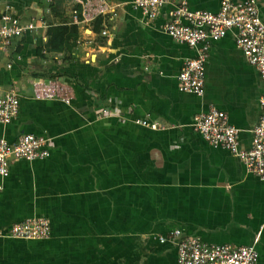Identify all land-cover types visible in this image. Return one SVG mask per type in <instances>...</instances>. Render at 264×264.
<instances>
[{
    "label": "crops",
    "instance_id": "0c3cea01",
    "mask_svg": "<svg viewBox=\"0 0 264 264\" xmlns=\"http://www.w3.org/2000/svg\"><path fill=\"white\" fill-rule=\"evenodd\" d=\"M257 1L264 24V0ZM220 2L188 0V7L215 13ZM114 3L117 18L75 25L53 51L48 36L71 24L73 0H0V14L10 7L23 23L47 22L0 54V85L19 95L18 118L0 124V139L43 136L50 152L12 162L0 178V230L32 216L51 229L48 240L0 238V264H177L175 246L158 241L175 229L208 244L255 246L264 264V184L194 128L212 104L241 130L240 148L249 149L264 81L229 32L209 49L203 96L180 92L177 76L196 51L156 29L174 6L144 24L131 0ZM50 76L71 86L69 105L33 100L32 82ZM102 108L111 114L101 116Z\"/></svg>",
    "mask_w": 264,
    "mask_h": 264
},
{
    "label": "built area",
    "instance_id": "2783aa9c",
    "mask_svg": "<svg viewBox=\"0 0 264 264\" xmlns=\"http://www.w3.org/2000/svg\"><path fill=\"white\" fill-rule=\"evenodd\" d=\"M77 5L71 13L72 25L93 23L103 16L117 18L114 0H73ZM173 5L169 20L162 22L159 32L177 43L185 44L196 51L195 58L185 59L177 76L178 90L182 93L202 97L204 93V68L211 45L232 33L235 46L241 51L246 62L255 68L264 81V24L260 17L257 0L232 2L221 0L215 13L190 10L188 0H131V7L139 12L141 22L154 21L162 8ZM47 27L43 17L21 22L6 7L0 14V54H9L14 40L24 34H37ZM106 30L101 31L106 36ZM81 47H88L89 41L77 40ZM10 68V66H7ZM32 98L35 101H60L69 105L72 101L71 86L59 78L37 79L32 82ZM260 116L252 129L249 149L240 148L241 130L230 125L226 114L210 104L206 112L195 118L194 128L201 138L213 149H222L237 157L245 170L256 176L264 184V92L258 100ZM101 116L111 113L106 108L100 110ZM19 115V95L15 90L4 91L0 85V124L8 125ZM143 128L157 130L159 125L146 120H134ZM49 139L43 136L22 134L15 143L0 139V178L9 175L12 162L25 160L32 162L50 156ZM3 186L0 182V192ZM51 237L49 221L41 216H32L12 224L6 231L0 230V238L17 240H48ZM158 241L169 242L175 246L177 264H258L255 246L232 247L228 244H208L197 235L182 236L175 229Z\"/></svg>",
    "mask_w": 264,
    "mask_h": 264
},
{
    "label": "trees",
    "instance_id": "16d2710c",
    "mask_svg": "<svg viewBox=\"0 0 264 264\" xmlns=\"http://www.w3.org/2000/svg\"><path fill=\"white\" fill-rule=\"evenodd\" d=\"M77 32V26L70 24V20L68 22H64L63 25L58 26L56 34L54 38L47 39V44L54 43L56 44V47H53V51H59L62 49V42L64 40V33H76ZM76 39V38H75ZM54 78V76H50L49 79Z\"/></svg>",
    "mask_w": 264,
    "mask_h": 264
}]
</instances>
